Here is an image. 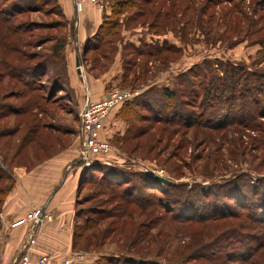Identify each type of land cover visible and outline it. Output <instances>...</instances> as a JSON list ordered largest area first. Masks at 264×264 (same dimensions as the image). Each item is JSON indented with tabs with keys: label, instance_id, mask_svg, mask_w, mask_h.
Returning <instances> with one entry per match:
<instances>
[{
	"label": "rangeland",
	"instance_id": "obj_1",
	"mask_svg": "<svg viewBox=\"0 0 264 264\" xmlns=\"http://www.w3.org/2000/svg\"><path fill=\"white\" fill-rule=\"evenodd\" d=\"M19 1L0 0V10L20 6ZM36 1V9L18 14L12 20L9 19L11 16L0 19V103H4L7 111L15 104L23 107L27 104V96L16 93L21 88L25 90L22 86L24 80L18 82L14 72V76L9 73V64H28L33 61L26 59L31 55L48 57L50 69L61 80L65 77L66 85L67 73L62 67L71 62L69 67L73 69L71 26L74 21L61 14L59 0ZM131 2L135 5L122 8L116 29H111L97 51V55L107 52V58H98L99 63L94 66L103 70L111 61L123 27L141 28L146 35H164L174 45L164 42L171 45L170 49L157 55H140L132 47L124 46L121 49L125 58L122 81L109 86L106 91L136 92L143 88L136 100L146 97L160 104L163 85L144 88L145 83L152 78L164 77L160 74L165 69H176L179 73L169 83L175 88L176 96L170 102L175 105L172 113L182 111L184 115L170 124L159 121L168 114L167 108L149 112L144 106H135V111L142 115L136 123L141 131L137 138L123 142L119 138L125 133L132 116L120 113L122 124L118 126L121 133L109 138L101 132L100 137L110 144L109 152L101 159L119 166L134 180H137V172L169 179L170 184L183 188L181 200L172 203L163 198L160 191L146 190V202L140 207L133 202H119L116 196L109 198L118 193L115 185L93 182L102 175V172L95 171L93 179L84 180L79 187L76 209L85 213V221L82 215L76 218L75 222L84 224V227L80 228L83 235L72 255H83L76 264H139L138 258L145 260L146 264H240L238 253L228 255L227 252L243 250L240 251L233 241L228 245L230 237L224 232L237 227L242 217L218 218L224 214L219 209L211 212L215 214L213 218L203 222L197 218L186 221V218L200 215L196 211L189 212L190 205L201 206L206 201L214 207L211 198H218L217 194L221 195L224 190L220 189L219 193L217 185L228 179L232 180L229 184L241 185L240 192L251 194L252 186L258 187L261 183L258 179L264 176V93L258 94L250 89L253 82L264 80V0ZM20 22H25L21 23L24 30L16 29ZM157 45V42H143L140 47L154 50ZM51 49L56 52L54 57ZM92 56L90 52V64ZM86 65L85 70H89L90 66ZM35 88L40 95L53 90L52 95L56 98L45 104L43 111L54 116V124L62 122L76 128L78 123V141L79 122L73 115L69 92L57 90L46 80L39 81ZM85 90L86 86H83ZM251 92L255 102L250 99ZM206 93L210 96L203 97ZM82 97L83 102L90 98L86 94ZM181 102H186L188 107ZM205 110L207 117L201 118ZM6 112H0V198L11 183L16 166H30L32 160H43L68 145L73 138V135H67L59 144L48 147L43 146L47 143H36L31 149L27 146L19 150L16 155L17 139L24 134L25 127L17 133L7 132V128L14 126L19 118L10 111ZM47 118L44 115L41 120L48 121ZM174 189L168 187L166 194L176 192ZM242 196L240 200L248 206L249 198ZM233 203V208L239 209V205ZM96 212L101 214L98 219H95ZM91 224L96 226L89 228ZM131 259L135 262L131 263Z\"/></svg>",
	"mask_w": 264,
	"mask_h": 264
},
{
	"label": "crops",
	"instance_id": "obj_2",
	"mask_svg": "<svg viewBox=\"0 0 264 264\" xmlns=\"http://www.w3.org/2000/svg\"><path fill=\"white\" fill-rule=\"evenodd\" d=\"M59 5L65 17L69 21L71 19L74 21V34L72 36L70 34L74 46L72 47L73 69L69 67L71 62H67L65 70L68 78L67 87L71 92V101L74 105L73 115L77 120L76 115L83 105L84 94L88 95L90 100H101L109 86L122 81L125 58L122 57L121 49L124 46L132 47L137 51L141 49L139 47L143 42L148 44L157 42L159 46H162L164 42L169 41L171 45H174V42L164 35H146L141 32V28L123 27L119 32L120 42H117L116 51L108 65L103 70H97L94 65L88 64L90 68L85 70L86 63L79 60L82 42L87 37L95 36L94 32L111 9L107 6L106 9L101 10L85 2L83 9L77 12L72 0H59ZM164 71L160 74L164 77L150 79L146 85L143 84L144 88L169 85L179 73L176 69ZM83 86H86L85 91ZM142 89H137L135 95ZM117 114L118 111L112 110L106 116L103 121L102 135L107 134L111 138L121 133L118 125L122 124V121ZM47 119L51 123L54 121V116L48 114ZM59 126L64 132L68 131L64 133L62 140H65L64 137L67 135L70 137L73 135L68 145L60 147L43 160H32L30 166L22 164L13 170V184L0 204V264H11L12 259L27 240L29 241L28 253L33 261L44 255L48 257L47 264H61L63 260L73 257L80 178L90 164L83 163L78 157L76 139L78 123L76 128L62 122ZM99 160L97 162L106 163ZM37 208L49 217L34 222L28 215Z\"/></svg>",
	"mask_w": 264,
	"mask_h": 264
},
{
	"label": "trees",
	"instance_id": "obj_3",
	"mask_svg": "<svg viewBox=\"0 0 264 264\" xmlns=\"http://www.w3.org/2000/svg\"><path fill=\"white\" fill-rule=\"evenodd\" d=\"M7 1L9 3L10 0H7ZM19 2L18 3L20 4V6H16V7L14 6V8H12L11 6H8L6 8H1L0 16H3V18H0V19L9 18L11 16V18L9 19L12 20V18L16 17L18 14H22L25 11L36 9L38 5V4L36 5L37 3L36 0H21ZM134 3L135 2L132 3L131 0H108V7H110L111 9L110 13L105 14V17L103 21L101 22V25L94 32L95 36H93L92 38L87 37L82 42L81 55H79L80 61H83L86 64H89L92 66V65H95L96 63H99L100 59L98 58H102V57L107 58L108 56L107 52H103L102 54L97 55V51L100 50L102 43L104 42L105 38L111 32V29L112 30L116 29L118 23L120 22L118 21V17L120 16V12L122 8H125L128 6H134L135 5ZM3 9H11V11L8 12L7 10H3ZM61 14L64 15L63 13ZM10 20H6V21L9 22ZM21 23L24 24L25 22L18 23L16 26V29H20V30L25 29ZM250 23L251 22H249V25H251ZM71 27H72L71 34L73 35L74 34L73 24ZM60 42H62V40H60ZM170 47H171L170 44H167V45L163 44L162 46L157 45L154 48V50L153 49L145 50L139 47L141 49H138L137 51L136 50L135 51L138 54L142 53L146 55H154V54L157 55L164 50H169ZM52 49L50 52H51V56L54 57L56 55V52L52 51ZM90 52H92V55H93L91 59V62H92L91 64H90V58H89ZM2 53L3 55L5 54L4 50ZM26 59L27 60L33 59V61L28 62V64H23V65L9 64L8 69H9V73L13 74L14 72V74L16 75L15 78L18 82H21L20 81L21 79L24 80L23 81L24 83L22 84V86L25 90L21 88L19 90H16V93L17 94L24 93V95L27 96V101H26L27 104L25 105V107H23L22 105L15 104L12 107V109L7 111L5 110L4 103H0V105H2L0 106V112L10 111L12 112L14 117L19 118L18 122L14 126L7 128L8 129L6 130L7 132L9 131V133H17L18 131H20V128L23 129V127H25L24 134L19 139H17L18 146H17V152L15 153L16 155H18L17 153H19L18 152L19 150H22L23 148L27 146H29V149H31L33 144H36V143H41V142L43 144L47 143L46 145H43V146L48 147L51 144L61 142L63 141L62 138H63L64 133H68V131L64 132L62 130L63 128H61L58 124H54V121L49 123V121L41 120L44 118V115L48 117V111L46 110L43 111V106L49 103L50 101L51 103L54 102V99L56 98V96L53 97L54 95L52 94L54 93L52 89H50L51 91L48 90V92H46L45 95L44 94L40 95L36 92L37 88H35L36 84L39 83V81L46 80V82H50V85H54V87L56 86L57 90H64L65 93L69 92L70 94L69 101H71V92L69 88L67 87V85L65 84V77L63 78V80H61L58 74L54 75V72L51 70L52 67L50 65L48 57L35 58L34 56L31 55ZM62 69L65 72V66H63ZM14 74L12 76H14ZM261 80L259 82L257 81L253 82L250 88L253 91H256L258 94L264 93V80L262 81ZM151 87L153 86H149L148 88H151ZM160 92L163 95V98H162L163 100H161L160 104H157V101H154L146 97H144L143 99L136 100L139 97L138 96L139 94H138V95H134L133 97L124 101L121 105L113 109V110L118 111V114H117L118 116L122 112L127 113V114L129 113L132 116L131 120H129V124L127 125L125 133L119 138L121 141L124 142L131 138L132 139L137 138L141 131V127L137 126L136 123H138L139 118H141L142 115H139L135 111V108H134L135 106H144V108L147 109V111L149 112L154 111V109L156 111V108H159V109L162 107L167 108L166 113L168 114L165 115V118L163 120H159V121H164L165 123H170V124L174 123L176 120H178V118H181V116L184 115L182 114V111L172 113L175 109L174 108L175 105L172 104L170 101H172V99L175 98L176 96V94L174 93L175 88L173 86L171 85L163 86ZM250 95H251L250 99L255 102V99L252 96V92L250 93ZM196 96H199V94ZM207 96H210V94L206 93L205 95H203V97H207ZM42 100H44V102H42ZM181 104H183V106L185 107H188L186 102H181ZM71 105H72V109H74V105L72 101H71ZM204 112L202 113L201 118L207 117V111L206 113ZM76 117H78V115H76ZM126 120H128V118H126ZM78 122H79V117H78ZM186 125H191V124H186ZM103 128H104V125H103ZM50 136H52L53 138H50ZM118 167L119 166L110 165L109 163L106 164L102 162H96V163L90 164L89 166L85 168V170L81 174L80 186L82 185L84 180L88 182L91 181L93 179V176H94L93 173L95 171H100L102 172L101 178L98 179V181L94 180L93 182H97L98 184L99 183L109 184L108 186L115 185L118 188V193L113 196H109V198L110 197L113 198L116 196L117 198L120 199L118 200L119 202L122 201V203L125 202L128 204L129 202H133L140 207L142 204L146 202V196L148 193L146 190L160 191L161 193H163V198H165L167 201H172V203H177L176 201L181 200L179 197L181 195V191L183 188L176 186L174 184H170L171 181L169 183L160 182L154 176L150 177L145 173H138V172L136 174L137 180H134L133 178H131L128 172ZM263 177H261V179L260 178L258 179L261 181L258 187H254L250 183H248V186L250 187L252 186V189H253L251 190L253 191L251 194L250 193L246 194L245 191H242V190L240 192L239 189H242V187H240L241 185L240 186L232 185V183L229 184V182H231L232 180L228 179L223 184L217 185L219 187L218 192L220 189H224V190L221 195L217 194L218 198L216 199L215 197L211 198L210 202L214 201L215 203L214 207L213 206L211 207L212 203H208L205 201L204 204L201 206L195 205L193 207L192 205H190L191 209L190 207L188 208L190 209L188 210L189 212L196 211L200 213V215L198 214V216L189 215L186 218V221H191V222L193 221V218H197L196 220L199 222H203L209 218H213L212 215H215V214L211 212L219 210V209L226 215L222 214L218 218H221V217L222 218L224 217H236V218L240 217L241 218L242 217L241 222L238 223L237 227H232L224 232L230 237V242H228V245L229 244L231 245L233 241L239 246L240 251L243 250L242 252H234L232 250H229L227 252L228 255L238 253L237 257L241 259L239 260L241 261L240 264H264V185H263L264 179ZM12 184H13V179H11V183L8 189L5 192L1 193L3 194V196L0 198V204L5 194L11 188ZM168 187L169 188L174 187L175 188L174 190H176V192L171 191V193L166 194V189ZM183 193L185 192L183 191ZM188 193H191V191H189ZM242 194L245 195L244 198L245 197L249 198L247 199V200H250L248 206H245L244 201L242 202L240 200L241 198H243ZM232 201H234L233 204L235 206L239 205V209L233 208ZM178 204H180V202ZM126 211L124 210V212ZM96 213L98 214V212ZM76 215L77 216L82 215L83 221H85V213L81 209H77ZM100 216L101 214L100 215L98 214L97 217H95V219L100 218ZM95 226L96 224H91L89 228L95 227ZM82 227H84V224L81 225L79 222H76L74 238H73V248L76 247L77 241L83 235L82 231L80 230V228ZM248 231H254V232L248 233ZM248 243L250 244L247 246L244 245ZM129 261L131 263L135 262L134 259H131ZM138 262L139 264H146L145 260L141 258H138Z\"/></svg>",
	"mask_w": 264,
	"mask_h": 264
},
{
	"label": "built area",
	"instance_id": "obj_4",
	"mask_svg": "<svg viewBox=\"0 0 264 264\" xmlns=\"http://www.w3.org/2000/svg\"><path fill=\"white\" fill-rule=\"evenodd\" d=\"M77 11L83 9L84 3L88 2L98 9L104 10L108 6V0H72ZM136 92L128 90L111 89L108 90L103 99L98 101L86 98L78 113L79 117V136H78V156L79 160L85 164L97 162L101 156L107 155L110 150V144L105 138H101L100 134L103 129V121L106 116L124 101L130 99ZM34 222H39L44 217H49L43 214L39 208L33 210L28 215ZM27 240L20 248L19 252L14 256L11 264H47V256H40L33 261L28 253ZM83 259V255H75L65 259L61 264H76Z\"/></svg>",
	"mask_w": 264,
	"mask_h": 264
},
{
	"label": "water",
	"instance_id": "obj_5",
	"mask_svg": "<svg viewBox=\"0 0 264 264\" xmlns=\"http://www.w3.org/2000/svg\"><path fill=\"white\" fill-rule=\"evenodd\" d=\"M95 163V162H94ZM157 180H159L160 182H165V183H169L170 180L167 179V178H164V177H161V176H158V175H153Z\"/></svg>",
	"mask_w": 264,
	"mask_h": 264
}]
</instances>
